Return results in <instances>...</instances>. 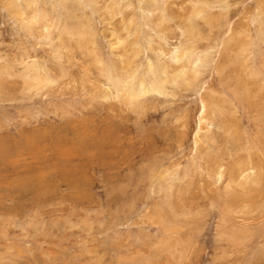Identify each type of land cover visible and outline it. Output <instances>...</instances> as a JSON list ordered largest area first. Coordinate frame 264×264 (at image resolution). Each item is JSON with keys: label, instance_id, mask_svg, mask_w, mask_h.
I'll return each instance as SVG.
<instances>
[{"label": "rangeland", "instance_id": "1", "mask_svg": "<svg viewBox=\"0 0 264 264\" xmlns=\"http://www.w3.org/2000/svg\"><path fill=\"white\" fill-rule=\"evenodd\" d=\"M0 264H264V0H0Z\"/></svg>", "mask_w": 264, "mask_h": 264}, {"label": "bare ground", "instance_id": "2", "mask_svg": "<svg viewBox=\"0 0 264 264\" xmlns=\"http://www.w3.org/2000/svg\"><path fill=\"white\" fill-rule=\"evenodd\" d=\"M152 68V67H151ZM154 75V74H153ZM162 84V83H161ZM162 86L158 83H153V86H151L148 91H158V92H162ZM144 90H147L145 87H144ZM236 177V176H235ZM234 179V177H233ZM238 181V180H237ZM245 184V183H244ZM236 185V184H235ZM236 188V187H235ZM243 190V189H242ZM229 191V190H228ZM235 191V190H234ZM238 191V190H237ZM240 191V190H239ZM230 192V191H229ZM230 194V193H229ZM241 196V195H240Z\"/></svg>", "mask_w": 264, "mask_h": 264}]
</instances>
